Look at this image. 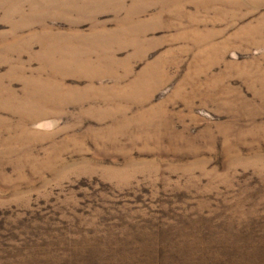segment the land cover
I'll return each mask as SVG.
<instances>
[{
  "label": "rangeland",
  "instance_id": "rangeland-1",
  "mask_svg": "<svg viewBox=\"0 0 264 264\" xmlns=\"http://www.w3.org/2000/svg\"><path fill=\"white\" fill-rule=\"evenodd\" d=\"M0 264H264V0H0Z\"/></svg>",
  "mask_w": 264,
  "mask_h": 264
}]
</instances>
